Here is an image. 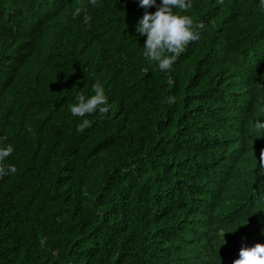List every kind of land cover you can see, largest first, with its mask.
Listing matches in <instances>:
<instances>
[{
	"label": "trees",
	"instance_id": "1",
	"mask_svg": "<svg viewBox=\"0 0 264 264\" xmlns=\"http://www.w3.org/2000/svg\"><path fill=\"white\" fill-rule=\"evenodd\" d=\"M190 2L173 11L199 39L164 71L135 30L156 7L0 0V264H232L264 244V0ZM97 82L109 112L74 117ZM231 113L236 134L209 125Z\"/></svg>",
	"mask_w": 264,
	"mask_h": 264
},
{
	"label": "clouds",
	"instance_id": "2",
	"mask_svg": "<svg viewBox=\"0 0 264 264\" xmlns=\"http://www.w3.org/2000/svg\"><path fill=\"white\" fill-rule=\"evenodd\" d=\"M209 2L211 3V8L217 9L220 7V11H226L228 12L227 15L236 17L231 15V12L235 10V8L231 7L235 6L237 8L240 6L239 3H249L252 0H209ZM89 3L93 7L97 6V0H89ZM139 6L144 9L151 7L157 8L154 13L145 11L135 28L139 35L146 36L143 54L145 57L157 62L159 69L168 71L171 69L176 58L185 50L188 43L199 39L198 32L193 28V20L191 17L180 15L173 11L174 8L181 11H188L191 8V2L190 0H160V4L157 5L156 0H139ZM82 11L85 10L77 7L73 11V17L80 16ZM259 11L264 13V5L259 8ZM90 19L91 17L85 14L84 22L88 23ZM256 29L257 32L254 35L259 34L258 37L263 39L264 35L261 29ZM232 69H235V67ZM255 70H249V75L255 77ZM257 81L260 82L258 79ZM92 92L94 95L91 96H86L83 92L77 93L75 98L76 102L70 106V112L74 117H85L86 114L91 115L98 111L100 117L103 118L109 112L110 105H108V99L104 94L103 85L98 82L92 84ZM165 102L173 104L175 103V97L168 96ZM208 117L209 125L216 124L214 128L223 130L220 135H223L225 130H229L231 132L230 135L236 134L237 127L240 128L238 125L239 118L232 113L230 117L228 115L221 117V119L225 120V124L219 122V117L209 114ZM91 124L92 122L90 120L83 119L82 123L77 125V131L82 132L86 128L91 127ZM255 127L264 129V122L256 121ZM12 152L13 147L11 145L0 149V177L6 176L9 173L15 174L16 172L14 165L3 164V161ZM259 166L260 172L258 175L264 177V149L260 153ZM235 249L237 248L235 247L232 250L229 258L231 261L235 259L232 264H264V244L256 243L252 247L242 245L239 250L238 259L236 252H234Z\"/></svg>",
	"mask_w": 264,
	"mask_h": 264
}]
</instances>
